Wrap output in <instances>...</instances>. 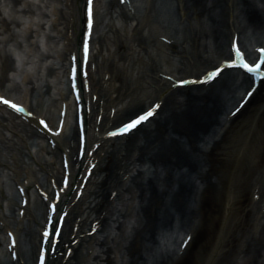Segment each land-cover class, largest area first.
I'll return each mask as SVG.
<instances>
[{"label":"bare ground","instance_id":"1","mask_svg":"<svg viewBox=\"0 0 264 264\" xmlns=\"http://www.w3.org/2000/svg\"><path fill=\"white\" fill-rule=\"evenodd\" d=\"M19 1L20 0H16L17 3ZM66 2L68 11L66 13L64 12L65 22L60 23V26L65 24L62 28V30L64 29L65 31L63 41L65 44L64 48L66 55L68 54L67 56H69L72 52H79L82 30L80 28V16L77 15L76 8H84L85 1L67 0ZM23 3H25L24 0ZM259 5H263L262 10H260ZM177 6L184 22L189 18L195 19L194 24L191 22L185 24L188 34L186 37V40H188L186 43L187 47L185 43L183 46V42H179L181 49L178 53L181 57L184 59L189 57L190 54L186 52L189 47L192 54L191 59H194L190 69L181 72V74L185 75L183 78H197L204 74L205 69H210L212 65L220 63V61L228 53V48L230 47L232 43L231 40L234 37L233 35L238 37L239 43L242 46H245V48L247 40H250L259 46L264 44V0H177ZM24 14V16H27L26 12H24ZM28 18H30V16H28ZM139 24L141 23H136L137 28H140ZM1 25L0 35H4V33H7V30H9V28H7L9 24L3 22ZM133 31L136 32L135 29H133ZM30 38L33 39L34 36L31 35ZM206 38L211 39L207 40ZM49 42L52 44V42L56 41L49 40ZM234 42H236V40ZM104 43L106 44L107 42ZM121 44L123 43L119 42L117 46L120 47ZM114 48V52L116 54L118 48ZM177 48L178 46L173 48V50L176 51ZM62 51L64 55V49H62ZM19 54L20 53L16 54L17 57H21ZM95 55L94 50H91L89 63L90 61L92 62L95 60ZM60 61V67H54L52 69L53 75L51 76V80L54 79V81L56 80L57 82L54 84L53 89L55 92H52V94H56L60 97L63 96L64 101L69 99L71 103L70 104L67 101V103L70 104L69 109H72V107L74 109L76 106L75 103L71 101L72 99L69 89L67 87L66 89H68V91H65L63 87L60 89L63 82L65 83L64 79H66L68 83L71 70L67 69V58ZM33 65L34 64L32 63V66ZM97 66L99 65H95L96 68ZM108 66L110 71L108 82L110 85V83L115 81L117 77L113 75L115 68L112 64L109 63ZM5 68L6 64L2 67L3 71L9 70L7 73H10V76H20L22 77V81H25L26 76L22 74L24 72L23 69L27 71L26 67L21 66V74L15 66H12L10 69ZM29 69L31 70V67H29ZM122 71L123 68H120L121 73H123ZM237 72L238 71H229L228 73L230 75L226 77L224 83L220 87H217V89H212V86H214L217 81L213 85L207 86L206 90L203 89L204 87L188 90L172 88V94L180 95L179 98H176L172 103L170 102L172 101L171 98L173 96L171 94L167 95V98L163 99L165 96L164 93L171 88L170 81L163 83V87H160L159 92L152 93L145 90L144 93H141L143 96H133L130 97V99L129 96L120 93V89L118 90L115 87V84H113L111 88H108L106 91V93H109L111 89H115V93H118L111 102L108 101L109 98H105L103 101V92L101 90L98 91L95 86L90 87V93H88L89 88L84 90L83 94L80 95V98L83 96V98H89L90 100L88 110H82L81 113L87 118V121H85L84 133L87 136L88 150L90 151L93 149L94 143H105L102 144V148L94 156L89 157V155L86 154L83 161L78 162L75 160V162L71 165V175L74 176L77 167L83 168V166L88 164V162L93 160V158L98 159L99 161L97 164L98 167L94 169L92 174L94 178L95 175L97 177L93 182H91L93 187L89 191L86 199L81 202H75L74 194H71V199L69 198L67 201L65 200L66 203L60 204V207L73 206L72 208L75 217L72 219L70 224L71 227L69 228L68 233L62 234L61 239L59 240V247L56 252V254L59 255L58 260H55L53 256L50 264H65L66 251L69 247H72L71 244L73 241L79 239L80 237L82 241L87 240L86 238L88 236V232L98 226L101 229L99 234L105 233L108 228H113L112 230L115 231L117 229L125 230L129 227L131 224L130 219H132L134 215L130 214L125 216L118 213L116 209L114 212L113 209H110L112 202L109 200L112 191H115V189H117V198L122 199L124 204L125 201L133 202L135 199L138 200L139 209L137 210V213L142 215L138 218L139 225L137 228H135L136 226H132L134 233L133 237H127L125 242L127 245H120L118 251L112 249V246H108V240L106 238L101 240L99 238L100 236L90 237L89 239L93 240L96 245L91 251H89V255L85 258L84 264H147L148 262L145 260V253L142 252L141 245L143 243L144 246L145 242H155L157 230H161L163 232L165 231V233H175L176 231L178 233L189 228L187 224L190 218L186 214L181 217V224L176 226L172 221L169 209L168 211L167 208L162 210L164 207L163 202L160 200L161 192L167 196L171 192H175L172 191L171 187V184L173 183L169 184L166 180L173 181V179H176L177 176H181L183 179V176H186L188 173H195L197 169H200V172L196 173L197 175L194 177L193 184H198L200 189L195 193V199L204 202L207 194L212 195L213 191L214 193H218L220 186V188H222L220 195L223 201L221 208L211 214V219H214V217L217 216L215 224L218 225V229L213 236L214 239L211 241L209 249L205 252L203 251L204 248L201 245L194 256V258L197 256L195 261L188 264H224V253L226 247L230 244V240L228 241V239H226L228 238L226 234L234 228V224L239 225V231L242 229L240 228L241 222L234 218V220L227 226V231L224 234L222 231L224 225H226L227 221H229V216L233 210H237V212L240 210V207L237 206L241 202V199L239 198L240 195L235 194L232 191V188H230V184L233 180L232 177L238 175L240 169H242L240 167L244 164V162L256 163L257 157L255 155L262 149L261 145L263 144L262 142H258V137L257 140H255L249 138V135L252 130L251 128L258 120L260 112L261 115L264 114V95L260 93L261 89L259 87L257 93L253 94L250 99L247 95L249 90L246 86L251 84V81L245 76L238 78L237 74L239 72ZM162 73L167 76L170 75L176 77V74L173 71H169L168 73L166 71H162ZM5 79L9 81V77H4V80ZM105 80L106 78L103 72L101 77L102 84L103 82L106 83ZM71 95L73 97V94ZM94 96H97L98 98L96 102H93ZM10 97H14L18 101L27 105L26 95L17 97L15 93H13V95L10 93ZM121 97H123L122 100ZM258 97H260L262 101H258L257 104L250 108V105L256 101ZM55 100L56 103L53 104V106L57 110H60L59 107L61 101L58 98ZM159 100H163V105L159 114L168 105L166 102L169 101L171 104H175L174 107L169 110V115L167 117H160V119L154 120L152 124H155V127L150 130L143 131L145 135L144 140L141 143H136L135 145L137 146L131 150L130 148L132 145L127 143L126 145L129 146L125 145L124 149L123 147L120 148V151L124 150L123 154H120V156L115 155L114 152H110L109 149L110 147H113V143L115 141L122 140L104 139L105 135H103V133H106L107 130L111 129H107V127H109L108 124L111 123V126H116L119 124L118 116H122L129 110L145 109L150 106V103ZM245 101L246 103L248 101L250 102L242 109L240 114L243 117L244 115L246 116L242 119L240 118L237 123L236 120L233 121L228 127L227 125L230 123V120L226 121L225 119H221V117L228 112L230 107L237 105L238 102L244 103ZM112 110L117 112V116H113L111 114ZM34 111L38 112L37 110ZM101 111L103 112L101 113ZM247 111L248 113L246 114L245 112ZM48 113L52 115L50 111H48ZM100 114H102V121L98 124L97 117ZM37 116L39 117V115L35 113L33 120H28L29 125H32L33 129H28V125L23 122H18L19 120L17 117L12 118V116L9 118L0 116V127L3 131L6 130L11 134L17 132V137L24 143L28 142L27 137L29 138L30 134L34 135L38 132L37 127L42 130L43 134L54 140L56 138V136L53 135L55 132H49L45 128L43 130L39 120H37ZM77 129V125L75 124L73 135L70 137L71 140L68 143V147L72 148V151L76 150V152H78V149L79 151L82 149V147H79L78 144ZM22 131H26L27 137L22 135ZM250 139L253 140L251 144L249 142L251 141ZM55 141H58V143H56L54 150L49 152L46 145H40V148L37 150L38 153L49 152L54 158L57 157L58 160L52 161L51 163L47 162L45 164L43 158H33V160L37 159L38 165L46 171V175L50 176V178L62 175L63 168L60 160L61 154L67 152L68 149L62 148L63 143L59 142L58 138H56ZM26 143L24 148L28 149V144ZM121 145L123 146L124 144ZM186 146H188V148ZM69 155L71 156V153H69ZM145 163H150V167H154L155 172L159 170V173L165 174L162 182L167 184L166 187H168V189L162 188L161 192H158L157 185L155 187L149 183L150 185L147 186L148 188L146 186H138V195H136V193L131 191L129 188H126L123 191L121 188L125 185L124 181H127L130 177H134L135 172L137 175L138 173L140 174L141 171L139 170V167ZM201 167H205L208 170L204 168L205 170L202 171ZM136 180L137 178L134 181ZM25 181L26 180L24 179L22 183L25 184ZM34 181L33 186L38 185V187H45V182L38 179V177H36ZM137 181L135 183L139 184ZM185 189L184 183L181 182V184L178 185L179 194L175 192L177 195H174L173 198L175 205L179 203L177 196H180ZM123 192L125 194H122ZM58 194L62 195L63 192L59 191ZM130 194L131 196L128 197ZM67 196H64V198L66 197L67 199ZM117 198H115V200ZM165 204L168 207V204ZM14 206L18 205L16 201L12 200L11 207L13 208ZM77 208L78 211L76 212ZM38 209L39 208L36 207V210ZM117 213L118 215L116 216ZM263 218L264 215L262 219ZM28 221L30 225H28L29 228L22 229L19 233V238L21 242L30 247L31 253H22L21 260H19L18 264H29L32 258L31 256L34 255L37 249V240L39 242L35 228L39 224V218H37L34 214H29ZM76 226L78 227V230L74 231ZM259 231L261 233L259 240L262 242V245L259 242V246L262 249L260 250V247H258L250 250L249 252H252L253 257L246 259L243 264H259L257 258L260 256L259 252L264 249V227ZM242 234H244V232H242ZM82 241L79 242L78 247L73 246V250L76 249V251H78L80 247L84 246ZM168 241H170L168 244L171 245L176 242V239L171 237ZM247 249L248 248H246L245 251H247ZM230 251L231 250L229 249L225 254H230ZM61 252L62 255H60ZM178 257L180 256L177 255L174 259L176 260ZM71 259L66 264H72ZM174 259L167 256V258L159 264H181L180 261H177L176 263ZM156 263L157 262L155 261L153 264Z\"/></svg>","mask_w":264,"mask_h":264},{"label":"rangeland","instance_id":"2","mask_svg":"<svg viewBox=\"0 0 264 264\" xmlns=\"http://www.w3.org/2000/svg\"><path fill=\"white\" fill-rule=\"evenodd\" d=\"M57 1L60 2L61 0H57ZM102 1L104 2L102 3L101 10L105 16V19L107 20L108 19L107 17H109V15L106 13H108L111 10L113 13V18L109 19V22L111 24V27L109 28L111 29V31L109 32V38H111V40H115L116 42L117 39L120 37L122 38V41H123V44H122L123 47L118 49L116 53V57H115L116 59H115L114 65L115 67L119 66V68L122 69L121 66L125 64L126 69L123 72V76L126 78L123 79V81L126 82V84L124 85L125 87L124 91H126L128 95H131L133 93H136V90L139 89V87L146 86V84L149 82L151 84H155L154 79L148 76L152 74L151 71L148 73L146 72L140 73L138 79L137 77H134L132 75L134 71L130 73V69L133 66L137 67L139 60L144 58L147 61V57L144 55L145 51L142 50L140 47V42H139L140 38L138 37L137 34L133 35L132 30L130 31L129 28H127L128 21L123 18L122 14H119L120 11L119 12L117 11L114 14L115 10L110 4V0H102ZM136 1L138 3V6L141 8L139 12H142L144 10L146 14H148V17H150L153 20V23L157 22L160 25H163V26L166 25L168 30L172 33V35H175V32H177V29H181V32L179 30L178 34L182 33V29H183L182 24H184V22H183L181 15H179V12L177 11V7H176L177 0H136ZM47 2H50V1L49 0H36L35 4H32L31 6L32 10L36 13H39L41 16H47V14L51 15V12L48 7L49 3ZM158 7H160V9H158ZM57 12H58V16H61L60 9L57 10ZM46 19H48V17H46ZM114 24H115V27H114ZM10 28H11V32H13L14 34L15 32L18 31L17 24H14L12 22L10 23ZM138 34L141 36L140 33ZM143 35L146 36V31L144 32V30H143ZM15 38H17V36ZM151 42H152V39L150 37L149 39L147 38V40H145V45L150 46L151 49L149 50H151L152 52V58L150 61H148L145 64L146 67H148L150 62L153 66H156V68L158 67L167 68L168 67V68L176 69L177 67H187L188 66L186 61L181 60L180 58L171 60L170 55H167V53L172 54L171 49H165L164 51L166 52H164L159 47L157 46L154 47L153 42L152 43ZM131 45H134L133 50H129V47ZM6 46H7V43L2 41L1 46H0V54H2ZM4 60L5 62H8V58L6 56H4ZM143 64L144 63H140L138 64V66L140 67ZM225 77L226 76H224L223 79L218 81V83L214 87H212V89H215V88L217 89V87H220L224 83ZM45 79L46 77L42 78L41 80L34 79L36 86L37 87L40 86L41 83L45 84V81H44ZM0 84L1 86L4 85L6 89L10 88L9 85H6L4 83L3 84L0 83ZM16 90L19 91L21 90V88L16 86ZM261 94L264 95V88H262ZM258 101H262V99L258 97L256 102H254V104H252L250 108L253 107L255 104H257ZM173 106L174 104L170 103L169 107H173ZM245 113L247 114L248 111ZM245 116L246 115H244V117ZM259 119L260 120H258L256 125L254 126V131L257 133L259 132L264 133V114H262ZM252 135H253V132L251 133V136ZM258 158H259V161L255 163V165H252L251 167H249L247 164H245L242 167L241 172L243 174H246V177H244L246 178L245 181H242L241 183V181L239 182V179H237L234 182V185L232 186V188H234L236 193H241L242 201L238 204V206L240 207L245 208V205L248 203L249 193L247 190L249 189L248 187L250 185V181L252 179H255V177L260 176L261 171H264V151L260 153V156ZM26 167H30L31 169H34V171L37 170L35 176L40 177V175H42V172H43L42 169H40L36 165L34 160L31 159L30 155H28L27 152L25 153V150H23V144L20 140H18L17 138H11V137L4 138L0 134V181L1 183L3 184L5 180L8 178V172L9 173L14 172L15 174L18 172V174L23 175L27 171L25 169ZM262 181H264V179ZM189 193H191L190 190L186 194V196H184L181 200L182 201L181 205L178 208V211L180 213L175 214V216L178 217L176 218L177 221H179V219L181 220V217L185 214L191 220H193L195 218V215L198 214L197 210H195L194 208V204H192V201L189 200L190 198ZM220 205H221V199L217 194L214 193L213 195L207 197L205 199V202L201 204V206L199 207L201 210L200 211L201 213L198 214L197 217L201 220V223H202V226L200 227L201 231L200 232L198 231L196 233V236H195L196 240L193 246L187 252V255L185 256V261H184L185 264L195 261V258L197 256L195 258L194 256L196 254V251L199 250L198 248L201 245L204 248L203 251L206 252L207 249H209L210 243L214 239L213 236L216 230V228L213 229V227H215V224L212 226L213 221L211 219V214H213L214 211L219 210ZM257 212L258 210L256 207L253 209L252 212H248V213L245 211V209L243 212L241 210L238 211V213L237 211H233V213L231 214L229 218L234 220L235 217H238L240 215L241 217L240 227H242L241 230L242 232L247 231V234H248L249 232L247 228L249 227V229L251 228L252 230V228L254 227L253 225L258 218ZM237 234H238V231L236 230H234L230 234L231 241H232L231 250L233 251L237 249L236 245L239 241ZM248 236H250V241H251V245L253 246V248L257 247V240L259 238L258 232L254 235H248ZM260 253H261V256L257 258L258 263L264 264V252H260ZM249 256L251 258L253 257V254L251 253ZM230 258H232L231 254L230 256H228V258L227 257L224 258V264H229Z\"/></svg>","mask_w":264,"mask_h":264},{"label":"snow or ice","instance_id":"3","mask_svg":"<svg viewBox=\"0 0 264 264\" xmlns=\"http://www.w3.org/2000/svg\"><path fill=\"white\" fill-rule=\"evenodd\" d=\"M86 14L89 18L88 23V36L89 40H91L92 36V27H93V20H94V0H88ZM167 39V37H165ZM85 54L90 52V45L86 44L84 48ZM261 55H258L255 59L246 55L245 50L242 48L241 44L239 43L238 39L236 42L232 43L229 48L228 56L221 61L219 64H214L211 66L210 69H205L203 80L204 82L209 81H219L223 79L224 73L226 69H232L234 71L242 72L250 81L251 85L255 84V80L257 77L261 79V83L264 84V48H260ZM77 59L73 57V60ZM76 69H73V78H75ZM181 84H187L189 81L187 80H180ZM250 85V86H251ZM256 91L255 87H252V90L247 93L248 96H251L253 92ZM0 103L9 107L10 109L15 110L16 113H25L29 111L27 108L24 107L21 103L15 101L14 99L10 98L6 95H0ZM243 104L240 105L242 107ZM240 107H237L235 111H240ZM161 109L160 103H155L153 107L148 110L139 109V110H129L124 113L122 116H118L119 124L115 126L114 131H110L108 133L109 136H120L124 133H129L134 129H137L143 123L147 122L157 114V111ZM113 116H117V112L113 110ZM39 122L43 125V127L49 131H54V126L50 123L48 119L38 117ZM85 128V120L83 117L80 118L78 129H77V137H78V144L81 146H86L87 144V136L84 133L83 129ZM64 131V122L61 121L59 125L55 126V134L59 136ZM51 143L55 144L58 141H51ZM99 148V145L96 146ZM67 163V162H66ZM94 168L95 165H92ZM69 183L68 179H63L61 182V186H67ZM47 193H45V196ZM58 196L54 193L53 199H57ZM27 203V201H25ZM51 212H57V204L51 203ZM67 214H65V217ZM45 237H55L57 241L61 239V231H54L53 228H48L44 233ZM191 240V237L188 238ZM13 244H15V239L13 238ZM55 251V249H52ZM49 249L43 248L41 254L39 256V264H46V258Z\"/></svg>","mask_w":264,"mask_h":264}]
</instances>
